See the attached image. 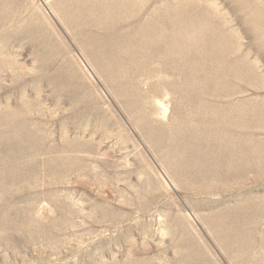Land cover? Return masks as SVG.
Masks as SVG:
<instances>
[{
	"label": "rangeland",
	"instance_id": "1",
	"mask_svg": "<svg viewBox=\"0 0 264 264\" xmlns=\"http://www.w3.org/2000/svg\"><path fill=\"white\" fill-rule=\"evenodd\" d=\"M73 1L0 0V264H264V0H132L199 43L128 83Z\"/></svg>",
	"mask_w": 264,
	"mask_h": 264
},
{
	"label": "bare ground",
	"instance_id": "2",
	"mask_svg": "<svg viewBox=\"0 0 264 264\" xmlns=\"http://www.w3.org/2000/svg\"><path fill=\"white\" fill-rule=\"evenodd\" d=\"M180 1V0H179ZM183 1V0H182ZM176 2V1H175ZM135 3V2H134ZM133 4L132 0H75L73 1V8L72 10L70 8L67 9V11L70 9V12L72 15L74 13L77 14H83L85 15L84 20H77L73 19V25L74 28L72 29V34L75 35V37L80 40H83V47L87 51L88 55L93 59L92 62H97L96 64H99L100 68L106 71L107 74L112 78L113 82H120L121 80L130 82V74L135 71V69H138L141 67V63L143 60H151L155 57L156 54L157 57H164L165 51L164 49H167L169 53L173 51V48L177 46H173V43L169 42L168 36H180L183 35L182 39L187 40L188 44H198L199 41L195 39H190L191 37L187 35V32H177L175 31L171 25L175 21H173L172 18H169V21L166 20L164 22H157L155 16L158 15L156 12V15L153 16L149 21H142L141 17L139 19H133L132 17L135 15L137 16V12H142L143 6H140L138 10L134 11V4L133 6L129 5ZM141 5V3H139ZM138 4V5H139ZM147 4V3H146ZM170 4V3H169ZM143 5V3H142ZM174 5V4H173ZM179 5V4H178ZM129 8H125V7ZM137 6V4H136ZM135 6V7H136ZM177 6V5H176ZM69 7V6H68ZM174 7V6H173ZM242 7V6H241ZM137 8V7H136ZM157 10V9H156ZM159 10V7H158ZM157 10V11H158ZM178 10V9H177ZM247 10V9H246ZM137 11V12H136ZM154 11V10H153ZM20 12V11H19ZM155 12V11H154ZM152 12L153 14H155ZM183 12V11H182ZM18 13V12H16ZM161 13V11H160ZM179 13V12H177ZM5 14V13H4ZM19 14V13H18ZM139 15V14H138ZM161 15V14H160ZM178 15V14H176ZM183 15V14H182ZM140 16V15H139ZM146 16V15H145ZM164 15H161L163 17ZM167 15H165L166 17ZM180 16V15H179ZM157 17V16H156ZM160 17V16H159ZM164 17V18H165ZM158 18V17H157ZM180 18V17H179ZM183 18V17H182ZM5 19V18H4ZM160 19V18H159ZM158 19V20H159ZM176 19V18H175ZM161 20V19H160ZM177 20V19H176ZM179 20V19H178ZM184 20V19H183ZM1 21V20H0ZM173 21V22H172ZM179 22V21H178ZM176 22V23H178ZM181 22V21H180ZM189 22V21H188ZM162 23V24H160ZM134 25L133 27H130V25ZM158 24L165 25L166 31L162 33V28ZM185 24V23H180ZM179 25V24H178ZM188 25V24H187ZM7 27V26H6ZM179 27V26H178ZM185 27V25H184ZM160 28V29H159ZM183 26L181 25L182 29ZM188 27L186 28V30ZM41 30V28H40ZM43 30V29H42ZM163 30H165L163 28ZM182 31V30H181ZM184 31V30H183ZM165 35V37H164ZM192 35V34H189ZM195 35V34H194ZM181 37V36H180ZM53 39V38H51ZM184 41V40H183ZM192 41H195L194 43ZM80 42V41H79ZM184 43V42H183ZM181 43V45L183 44ZM165 45V47H163ZM168 45V47H167ZM182 48V47H181ZM52 50V49H51ZM157 50V51H156ZM1 51V50H0ZM184 54V53H183ZM189 57V56H188ZM89 58V57H88ZM161 59V58H160ZM165 59V58H164ZM180 59V58H179ZM184 60V59H182ZM181 60V61H182ZM156 61V59H154ZM180 61V60H179ZM148 63V62H147ZM150 63V62H149ZM66 64V63H65ZM95 64V65H96ZM143 64V63H142ZM145 64V62H144ZM68 68V67H66ZM142 69H147L142 68ZM141 71V70H140ZM156 71V70H155ZM137 72V70H136ZM134 74V73H133ZM144 79V78H143ZM163 81V80H162ZM216 81V80H215ZM161 82V81H160ZM208 82V81H207ZM155 84V83H153ZM204 84V83H203ZM202 84V85H203ZM206 85V83H205ZM208 85V84H207ZM120 86V85H119ZM138 86V85H137ZM136 86V87H137ZM154 86V85H153ZM155 86H159L158 84ZM151 87V86H149ZM124 88V86H123ZM131 88V87H130ZM134 88V87H133ZM140 88V87H139ZM215 88V87H214ZM157 87L155 88L156 91ZM162 89V88H161ZM167 89V88H166ZM133 90V89H128ZM137 90V89H136ZM127 90H125L126 92ZM151 91V90H150ZM154 91V90H152ZM170 91V90H169ZM122 92V89H121ZM124 92V94H125ZM128 92V91H127ZM126 92V93H127ZM134 92V91H132ZM131 92V93H132ZM130 93V92H129ZM155 93V92H154ZM175 93V92H174ZM118 94V93H117ZM134 94V93H133ZM132 94V95H133ZM157 94V93H156ZM176 94V93H175ZM190 94V93H189ZM188 94V95H189ZM128 95V94H125ZM158 95V94H157ZM181 95V94H180ZM183 95V94H182ZM192 95V94H191ZM185 96V95H184ZM194 96V95H193ZM127 97V96H126ZM135 97V96H134ZM177 97V96H176ZM183 97V96H181ZM202 97V96H201ZM118 98V97H117ZM137 98V97H136ZM135 98V99H136ZM144 99V98H143ZM133 100V96H132ZM178 100V98H177ZM185 102L186 98L184 99ZM194 100H196L194 98ZM134 101V100H133ZM175 101V100H174ZM183 101V100H182ZM202 101V100H201ZM200 101V102H201ZM207 101V100H206ZM126 102V101H125ZM131 102V101H130ZM194 102V101H193ZM140 103V102H138ZM147 103V102H146ZM172 103V102H171ZM180 103V101H178ZM182 103V102H181ZM177 104V105H181ZM190 103V102H189ZM134 104V102H132ZM141 104V103H140ZM173 104V103H172ZM191 104V103H190ZM199 104V103H198ZM176 105V106H177ZM140 106V105H138ZM179 107V106H177ZM201 107V106H200ZM212 107V106H210ZM143 108V106H142ZM135 109V108H134ZM146 109V108H144ZM179 109V108H178ZM183 110L182 108H180ZM186 110V109H185ZM129 111V110H128ZM199 111V110H198ZM191 112V111H190ZM195 112V111H194ZM148 113V112H147ZM146 113V114H147ZM144 114V113H143ZM179 113L176 112V115ZM145 115V114H144ZM191 115V114H190ZM143 116V115H142ZM185 116V115H184ZM188 116V114H187ZM194 116V114L192 115ZM202 116V115H201ZM211 116V115H210ZM228 116V115H227ZM186 117V116H185ZM190 117V116H189ZM148 118V117H147ZM183 118V117H181ZM134 119V118H133ZM137 119V117H136ZM177 118H175L176 120ZM204 119V118H203ZM153 121V119H151ZM181 120V119H180ZM224 120V119H223ZM144 121V120H143ZM263 121V120H262ZM155 122V120H154ZM186 122V121H185ZM184 122V123H185ZM205 122V121H204ZM151 123V122H149ZM173 123V122H172ZM188 123V122H187ZM161 124V123H160ZM192 124V123H191ZM157 125V124H156ZM171 125V124H170ZM173 125V124H172ZM137 126V125H136ZM179 127V126H178ZM185 127V126H184ZM187 127V126H186ZM193 127V126H192ZM191 127V128H192ZM166 128V127H165ZM174 128V125H173ZM177 128V126H176ZM190 128V129H191ZM147 129V128H146ZM151 129V128H150ZM193 129V128H192ZM240 129V128H239ZM170 130V129H169ZM172 130V129H171ZM175 128L172 130V133ZM177 132L179 129H176ZM175 130V131H176ZM196 131H199L195 128ZM182 131V130H181ZM195 131V132H196ZM205 131V130H204ZM160 132V131H159ZM203 132V131H202ZM239 132V131H238ZM163 133V132H162ZM243 133V132H242ZM151 134V133H150ZM155 134V133H153ZM176 134V133H175ZM179 134V132H178ZM177 134V135H178ZM156 135V134H155ZM207 135V134H206ZM161 136V135H160ZM159 136V137H160ZM179 140V139H178ZM238 140V139H237ZM240 141V140H239ZM160 142V141H159ZM166 142V141H165ZM180 142V141H178ZM248 142V141H245ZM173 143V142H172ZM169 144V143H168ZM209 145V144H208ZM236 146V145H235ZM234 146V147H235ZM160 148V147H159ZM185 149V148H184ZM175 150V149H174ZM234 150V149H233ZM188 152V151H187ZM175 153V152H174ZM186 153V152H185ZM232 153V152H231ZM236 153V152H234ZM238 153V151H237ZM251 153V152H249ZM179 154V152H177ZM241 156V155H240ZM218 157V156H217ZM231 157V156H230ZM243 157V155H242ZM242 157H239V159H242ZM245 157V156H244ZM244 159V158H243ZM230 160V159H228ZM214 161V160H213ZM238 161V160H237ZM247 161V160H246ZM231 162V161H230ZM184 167V166H182ZM190 166H188L189 168ZM192 167V166H191ZM187 168V167H184ZM183 169V168H182ZM211 170V169H209ZM196 174V173H195ZM63 178V177H62ZM62 181V180H61ZM197 183V182H196ZM220 233V232H219ZM234 234V233H232ZM235 236V234H234ZM245 236V235H244ZM235 241L237 240L236 237H234ZM242 239V238H240ZM256 240V239H255ZM245 242V241H243ZM8 244V243H7ZM245 244V243H244ZM247 244V243H246ZM252 245V244H251ZM60 249V248H59ZM240 249V248H239ZM18 251V250H17ZM252 251V250H251ZM261 251V250H260ZM241 252V251H240ZM239 252V254H240ZM248 253V252H247ZM17 254V253H16ZM243 254V253H242ZM246 254V253H245ZM251 254H249L250 256ZM253 257V256H252ZM251 257V258H252ZM250 258V259H251ZM256 258V257H255ZM261 258V257H260ZM243 259V258H242ZM258 259V258H257ZM248 261V260H247ZM251 262V260H249ZM256 262V261H253ZM239 263V262H238ZM243 263V261L241 262ZM245 263V262H244ZM114 264V263H113ZM249 264V263H248ZM254 264V263H252Z\"/></svg>",
	"mask_w": 264,
	"mask_h": 264
}]
</instances>
